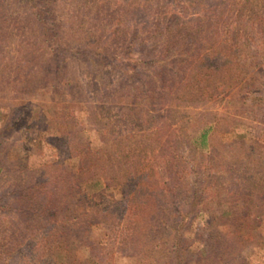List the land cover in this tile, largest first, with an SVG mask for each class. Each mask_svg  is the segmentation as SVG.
Instances as JSON below:
<instances>
[{"label": "rangeland", "instance_id": "obj_1", "mask_svg": "<svg viewBox=\"0 0 264 264\" xmlns=\"http://www.w3.org/2000/svg\"><path fill=\"white\" fill-rule=\"evenodd\" d=\"M45 1L53 18L61 24L48 33L43 30L39 19L31 15L24 0H0V199L6 198L10 203L18 184L39 183L46 184L51 191L60 192L63 196L60 204L63 206L69 208L79 201L78 204L83 208L79 211L83 210V215L70 221L71 230L66 233L64 241L61 238L66 246L60 264L63 261H69L70 264H172L169 243L166 241L169 240L168 227L176 221L175 208L183 212L186 207L183 193L185 183L184 179L181 180L185 177L186 165L185 162H179L177 168L175 165L165 167L153 155L155 150L151 154L157 148L154 146L156 136L163 139L164 130L159 125L161 122L158 116H154L157 123L151 125L160 126L157 135L151 134L153 129L142 123L144 132L148 133L140 138L145 152L139 154L140 167L133 161L136 158H131L130 161L126 160L128 171H122L125 175L137 172L136 182L146 178L155 183L157 188L152 187L151 194L155 201L153 203L150 199L152 209L140 226L141 230L133 229L132 225L128 227L125 220L118 221L121 204H111V197L123 198L130 185L127 181L122 191L116 192L119 173L114 166L110 170L111 161L107 162L106 157L105 160L104 156L100 157L98 161L103 169L99 171L94 168L88 173L99 176L106 183L98 193L87 197L85 190L79 193L73 187L65 188L62 178L72 175L70 164L81 165L91 153L89 150L103 146V143L108 142L104 155L109 160H115L111 157L114 148L110 142L136 127L131 123L120 122L118 126L112 123L110 128V125H102L104 127L98 133L92 130L95 126V119L91 116L93 110H104L110 119L129 107L158 111L159 116L165 111L174 110L182 114L180 120L189 121L180 124V132L189 133L195 142L191 150L186 147V143L181 142V135H178L180 142L174 146V153L183 154V157L198 166V171L204 175L202 183L205 185L204 201L201 204L204 212L193 219L190 231L181 230L179 244L182 256L188 263L196 264L195 261L200 260L199 257L210 248H217L220 255L218 259L223 260H219V264H245L250 258L252 260L247 264H256V259L262 260L263 248H257L251 243L243 245L238 229L249 230L255 225L264 235V214L254 217L258 209L264 210V183L261 189L253 190L246 180L248 177L264 178V115L255 107L244 108L225 102L223 92L227 86L237 82L233 75L225 78L224 83L215 79L218 85L210 97L199 94L191 101L164 100L159 94L147 102L135 99L131 105L128 104L127 92L131 80L124 71H111L108 67L101 69L91 62H79L70 56L66 57L62 71L58 75L54 72L50 49L57 48L62 42L71 48L85 50L107 45L118 54H122L124 47L129 45L133 53L139 47L137 44L140 37L147 34L145 42L148 45L157 38V33L151 32H158L152 17L161 18L165 12L167 17L172 16L170 26L174 31L181 26L189 28L192 23L188 17L171 11L170 6L173 8L176 2ZM248 1V4H260L258 0ZM218 6L216 10L220 8ZM170 12L175 14L169 15ZM217 12L214 13L216 17ZM215 16L211 21H215ZM231 20L232 23L235 21ZM45 21L49 23V20ZM245 24L241 18L240 25ZM135 29L137 36L133 41L131 35ZM208 35L214 36L209 31L203 37L208 38ZM244 36H239L237 45L245 39L247 44L242 47L247 52L243 51L242 56H238L236 46L232 45L231 55L222 64L241 68L246 56L247 59L251 58L255 48L254 41L250 40V30L246 29ZM224 49L221 44L209 53L212 65L223 62L219 52L222 54ZM170 64L174 69L173 62ZM166 66L170 67L169 64ZM154 70L152 64L144 69L142 67L140 76L146 80L147 74L151 75ZM218 70L221 74L220 66ZM155 71L159 76L160 69ZM201 128H207L204 145L197 142ZM171 146L172 143H166L164 152L169 153ZM132 163L137 166L136 169H133ZM177 170L178 176L173 177ZM170 193L174 196L171 199ZM107 205L109 216L99 210ZM207 221L209 225L203 229ZM73 233L77 234L78 240L70 244L68 240ZM1 236H4L2 232ZM211 236H216L219 243ZM21 237L19 235L16 238L18 240ZM213 263L212 258L198 262ZM43 264L50 263L43 261Z\"/></svg>", "mask_w": 264, "mask_h": 264}, {"label": "trees", "instance_id": "obj_2", "mask_svg": "<svg viewBox=\"0 0 264 264\" xmlns=\"http://www.w3.org/2000/svg\"><path fill=\"white\" fill-rule=\"evenodd\" d=\"M24 1L25 5H28L31 15L39 19L38 21L42 24L45 32H53L60 27V22H56L53 18L54 16L50 13L51 10L47 1ZM174 1L176 4L173 8L170 6L171 11H174L177 15L182 14L185 18L188 17L189 22L192 23L189 28L181 26L175 28L174 31L170 26L172 16L167 17L165 12L161 18L152 17L153 24L157 27L158 32L154 30L151 32L157 33V38L148 45L145 42V38L148 37L147 34L143 38L138 36L139 44L137 45L139 47L133 53L132 46L129 45L124 47L122 54H118L117 52H112L109 49L110 46L107 45L95 46L85 50L86 48H71L67 43L62 42L57 48H51L49 53L50 59L54 63L55 74L58 75L62 71L66 57L70 56H73L79 62H91L101 69L108 67L111 71H124L127 78L131 80L127 91L128 104L131 105L134 103H132L133 100L136 101L135 99L147 102L159 94L164 100L191 101L194 100L193 98L198 97L199 94L210 97L215 93L214 90L218 85L217 80L224 83L225 78L233 75L237 82L227 86L228 88L223 92L222 98L225 99V102L227 104L241 105L244 108L255 107L258 112H261V115H264V2L258 0L260 4L256 6V4H248V0H219L218 2L213 0V3L211 0ZM208 1H210L209 4L206 3ZM217 6L220 7L218 10H216ZM215 12L218 13L217 17L214 15ZM175 13L170 12L169 15H174ZM214 16L216 19L213 22L211 18ZM231 18L235 20L233 23ZM241 18L246 22L245 25H240ZM45 20H49V23ZM232 24H234L233 27ZM246 29L250 30L251 42L254 41L253 48L255 49L252 50L251 58L247 59L246 56V61L241 68H232L227 66V64H222L225 58L231 55L232 45L236 46L235 51L238 56H242L243 51L247 52V49L242 47L243 44H247L245 39H242V43L237 45L239 36L243 35L245 37ZM209 31L214 36L209 37L208 35V38H204L203 34ZM135 32H137L136 29L133 30L131 35L133 41L137 36ZM151 32L150 34H152ZM221 44L225 48L222 54L219 52L223 62L219 65H212L211 60L209 61V53L213 52ZM147 55L150 57L148 58ZM171 62H173L172 66H175L174 69L171 68ZM151 64L155 67V70L157 68L160 69V75L158 76L154 70L151 75L147 74L146 80H143L140 76V70L142 67L144 69L151 66ZM166 64H169L170 67H167ZM219 66L221 74H219ZM104 113L105 111L102 109L91 112V116L95 119L93 131L100 132L104 127L102 125H110V128L112 123L118 126L120 122L131 123L136 127L132 128L124 136L110 142L111 147L114 148V154L111 157L115 160H109L104 155L108 142L103 143V146L89 150L91 153L88 156L89 159L87 158L88 161L86 159L81 165L78 163L70 164L69 169L73 173L69 177L62 178V184H64L65 188L73 187L79 193L85 190L87 197L95 192H100L106 183L99 176L88 173L94 168L99 171L103 169L98 161L100 157L104 156V160L106 157L107 162L111 161V164H109L110 170L114 166L117 170L116 172L119 173H117L118 179L115 178L116 192L120 193L123 186L127 185V181L130 185L126 195L122 196L123 198L111 197V204L117 205L118 202L121 204L118 221L125 220L128 227L132 225L133 229L138 228L141 230L140 226L152 209L151 201L153 203L155 201L151 190L152 187L156 188V185L150 180H145L146 178L136 182L137 172L133 175L130 173L125 175L123 172L126 173L128 171L126 168L127 159L130 161L131 158H136L133 161L137 162L135 164L138 165V168L140 167L139 154H145L143 152L144 146L140 144L142 141L140 138L144 133L145 135L148 133L144 132V125L150 127L151 130L153 129L151 134L156 135L161 126L164 130L162 133L163 139L155 135L154 146L157 148H154L151 154L155 150L153 155L165 167L175 165L177 168L180 164L179 162H185L186 165L185 177L181 179H184L183 182L185 183L182 182L184 184L183 193L186 198V207L183 212H179L175 208L174 216L176 221L172 226L168 227L169 240L166 242L169 243L168 251L173 260L172 264H190L182 256L179 244L181 230L182 228L183 231L191 229L193 219L200 212H204L201 204L204 201L205 185L203 186L202 183L204 175L198 171V166L193 161L183 157V154L174 153V146L180 142L178 135L179 137L181 135V142L186 143V147H190L191 150L194 148V138L190 137L189 133L180 132V124L188 123L189 121L187 119H185V122L183 119L180 120L182 114L174 110L165 111L159 116L158 111L149 112L145 109L129 107L122 110L120 114H116L113 119H110L109 115ZM155 115L160 119V126H151L155 122ZM143 122L145 123L144 125L142 124ZM3 130L5 129L3 128ZM206 134L207 128L199 130L197 134V142L199 144L204 145ZM101 135L99 134V136ZM168 142L172 143V146L171 151L166 153L164 151ZM134 165L132 163V167ZM136 167L134 166L133 169H136ZM245 169L248 168L245 167ZM102 171L104 172V170ZM178 171L173 174V177L178 176ZM255 179L246 178L253 190L261 189L264 178L258 176ZM17 187L18 190L14 189L15 195L11 197L10 203H8L6 198L0 199V232L4 234L0 238V257H3L0 259V264H43V261H48L50 264H60L59 261L60 258L62 260L66 246L63 239L68 230H71L72 223L70 221L81 217L83 210H79L83 208L78 204L79 201L75 202L73 206H69V208L63 206L60 204L63 201L61 193L56 190L51 191L46 184L31 183L27 185L21 183ZM169 197L171 199L174 196L170 193ZM107 208L108 205L99 208V210L105 211L106 215L109 216ZM262 214H264V210L260 208L254 217L257 218L258 215ZM208 225L209 222L207 221L203 229ZM238 232L241 234V243L243 245L251 243L255 247L263 248L264 250V235H262L257 226L254 225L249 230L240 228ZM19 235H22V237L17 240L16 237ZM211 237L219 243L216 236ZM69 239V243L73 244L78 240V236L73 233ZM219 257L217 248L215 250L210 248L201 258L199 257L200 260L197 259L195 262L198 264L201 260L205 262L212 258L213 264H219L217 263L220 260L218 259ZM14 258H16V261H13ZM261 259H256V264H264V258ZM251 260L252 258L249 259V262L248 260L245 261V264L250 263ZM220 261L222 262L223 260ZM63 264H70V262L63 261Z\"/></svg>", "mask_w": 264, "mask_h": 264}]
</instances>
